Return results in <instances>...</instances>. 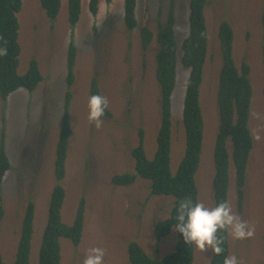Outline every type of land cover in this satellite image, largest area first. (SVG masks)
Masks as SVG:
<instances>
[{"label":"rangeland","instance_id":"374dc122","mask_svg":"<svg viewBox=\"0 0 264 264\" xmlns=\"http://www.w3.org/2000/svg\"><path fill=\"white\" fill-rule=\"evenodd\" d=\"M116 1H100L97 14L92 16L88 0H81L79 20L71 30L67 0H62L59 14L52 21L41 8L40 0H22L17 73L23 75L30 59L35 58L43 81L32 93L19 89L6 103L0 100V148L3 146L10 162V168L0 178V252L8 264L14 262L21 220L29 202L34 206L30 264H38L41 236L56 183L54 162L65 113L71 135L62 181V220L72 223L81 198L85 212L79 244L60 240V264H82L92 247L105 250L104 264H130L126 251L129 241H136L153 259L174 250L178 239L175 231L158 242L153 234L154 223L169 216L172 198L151 196L146 179L138 177L130 185L119 186L111 178L126 172L135 174L131 149L138 143L140 130L144 131L147 157L151 158L156 149L161 98L155 79V45L143 50L139 27L156 24V9L163 10V20L174 8L175 33L180 43L188 32L187 11L182 9V0H140L138 26L128 31L122 21V5ZM258 3L259 0H210L206 10L208 52L200 90L204 130L196 183L198 201L213 207L212 151L219 124L217 83L222 64L217 29L226 17L234 31V61L239 68L248 58L252 89L249 128L255 152H251L246 170L241 209L232 167L229 173L228 203L241 220L254 228L251 238L241 240H234L228 232L229 256L234 254L241 264H264V25L261 27L262 14L247 8H255ZM222 5H226L225 10ZM71 38L82 57L75 63L74 84L68 86L66 46ZM177 66L182 72L176 75L170 106L172 173L185 150L181 112L188 70L181 69L184 67L179 62ZM92 80L97 83L99 94L108 100L106 109L110 116L102 117L100 128L87 119ZM68 91L70 102L66 98ZM211 256L210 248L203 253L194 248L192 264H209Z\"/></svg>","mask_w":264,"mask_h":264},{"label":"trees","instance_id":"16d2710c","mask_svg":"<svg viewBox=\"0 0 264 264\" xmlns=\"http://www.w3.org/2000/svg\"><path fill=\"white\" fill-rule=\"evenodd\" d=\"M109 4L112 0H103ZM100 0H88L87 8L92 16L98 11ZM62 0H40L41 8L46 16L52 21L59 14ZM208 0H188V35L181 43V54L178 56V45L173 28L174 17L168 14L162 22H156L157 29L152 31L148 26L139 27L140 42L143 50L148 49L153 40L158 44L156 54L155 79L160 88L161 111L160 124L156 133V149L151 158H148L144 149V131L138 134V143L131 149L134 159L135 174L122 173L114 175L111 180L114 185H130L136 177L150 181L151 195H163L172 198V208L169 216L157 220L153 225V234L156 242L161 238L174 233L177 223L178 202L185 197L198 201V190L195 176L200 164V156L203 143L204 121L200 104V90L203 83L204 64L207 58V23L204 9ZM137 0H123L122 21L125 29L135 30L138 26ZM249 5H247L248 8ZM22 9V0H0V47L7 48V55L0 57V100L4 104L11 93L23 89L32 93L43 81L42 72L37 59L32 58L23 75H18L20 41L18 15ZM172 10V8H170ZM225 10V9H223ZM157 19L161 16V9H156ZM254 13H262L259 8ZM81 12V0H67V20L72 30L79 20ZM263 15V14H262ZM235 21V20H234ZM264 25V16L261 19V27ZM97 29L95 28V32ZM219 48L222 64L218 74L217 83V107L219 115L218 130L214 141L212 162L214 166L211 193L213 207L222 201L228 202L229 170H234L235 186L240 201L237 203L241 209L243 188L245 189L246 168L253 147V138L249 128V112L251 103V82L249 79L250 67L248 58L243 59L240 67L236 66L233 58L234 31L230 20L225 17L217 29ZM6 41V44H5ZM74 42L68 44L66 67L67 81L74 79V68L78 58ZM264 48V47H263ZM262 67L264 75V51H262ZM188 70L185 82V92L182 101V125L185 132V150L177 166L176 172L170 169L171 154V97L174 90L176 75L182 70ZM75 80V79H74ZM91 95H100L95 81L91 83ZM264 98V85L262 87ZM71 94H67V101ZM104 115L110 116L105 109ZM71 129L68 117L65 113L62 118L59 139L56 148L54 162L55 185L50 199L47 221L41 236V245L38 255V264H60L61 245L60 239H69L75 246L80 242L85 205L81 198L76 207L72 223H64L61 209L65 198V188L62 181L65 178V163L67 159L68 139ZM230 145V146H228ZM10 168V162L3 149L0 148V178ZM241 211V210H240ZM2 212H0L1 215ZM34 206L29 202L21 223L20 236L17 244L15 259L12 264H29L31 240L33 234ZM177 240L174 250L160 259H153L146 254L136 241L127 244V255L130 264H192L194 247L185 244L183 237L177 231ZM218 238L223 243V252L220 255L212 253L209 264H223L229 257L228 231H219ZM0 264H8L3 261L0 252Z\"/></svg>","mask_w":264,"mask_h":264},{"label":"clouds","instance_id":"9594fccd","mask_svg":"<svg viewBox=\"0 0 264 264\" xmlns=\"http://www.w3.org/2000/svg\"><path fill=\"white\" fill-rule=\"evenodd\" d=\"M100 1H103V0H100ZM139 1L140 0H137L138 4H139ZM173 1L174 0H171V2H173ZM209 3H210V0H208V3L204 9L205 19H206V10H207ZM116 4L122 5L123 0H117ZM187 4H188V0H182V9L187 11V28H188V7H187ZM225 7H226V5H222L223 9H225ZM257 8H259V10L262 9L261 14H263L262 15V17H263L264 16V0H259V3L255 8H250L248 6V11H250V10L253 11L254 9H257ZM173 9L174 8H172V10L169 9L168 12H170L169 14H172L174 17L173 28L175 31L176 19L174 16ZM160 17L158 19L156 18V22L158 20L162 19ZM165 19L166 18H164L161 21L163 22ZM254 21H255V19H254ZM148 27H150V29L154 32L157 29L156 24L155 25L151 24V26H148ZM188 31H189V29H188ZM174 34L176 37V33H174ZM187 35H188V32H187ZM187 35H185V37L181 40L180 43H178V40L176 38V42L178 45V51H180V54H181V43L187 37ZM0 39H2V37H0ZM71 40H72V42H74L73 39L71 38L68 41V44ZM89 41L91 42V40H89ZM5 44H6V41H5ZM68 44L66 46L67 47L66 52L68 49ZM152 44L155 45L154 61H155V73H156V54H157L159 47H158V44L156 43V40H153L151 42L150 46ZM178 51H177V53H178ZM6 55H7V48L6 47H0V57L6 56ZM66 77H67V74H66ZM66 84L68 86L69 85L72 86L74 84V79H72L71 83L66 81ZM185 84H186V82H185ZM95 85L98 88L96 82H95ZM90 92H91V86H90ZM184 92H185V90H184ZM14 93H11L10 95H12ZM68 93L71 94L70 91H68L67 94ZM67 94H66V98H67ZM70 101H71V98L68 100V102H70ZM251 106H252V95H251L249 114L251 113V110H252ZM87 107H88L87 119H88L89 123L93 124L96 128H100L103 124L102 117L104 116L105 109L108 107L107 98L103 97L101 95H91L89 97ZM249 119H250V115H249ZM214 141H215V139H214ZM254 147H255V144L253 143V147L251 149V152H255ZM212 154H213V151H212ZM250 155H251V153H250ZM249 158H250V156H249ZM262 159L264 160V157ZM248 164H249V160H248L247 166H248ZM263 167H264V165H263ZM230 169H231V167H230ZM246 170H247V168H246ZM213 173H214V170H213ZM229 173H230V170H229ZM137 178L138 177L135 178L134 182L136 181ZM139 178H141V177H139ZM195 182H196V176H195ZM211 184H212V179H211ZM119 186H121V185H119ZM196 186H197V183H196ZM229 187H230V183H229ZM228 194H229V190H228ZM150 195H151V188H150ZM151 196H153V195H151ZM155 196H159V195H155ZM64 201H65V198H64ZM176 211H177V215H176L175 219H176L177 223L174 227V230L177 231L179 234H181L185 244L192 245L200 253L205 252L209 248L211 249V251L214 255H220L223 252V248L221 247V244L223 243V241L221 238H218V236H217V233L219 231L230 232V234L234 240L251 238L254 235V228L249 227V225L246 221L241 220V218L234 212L232 206L226 201H222L214 207H206L205 204L201 201L194 202L191 198L185 197V198H182L178 202V206H177ZM22 220H23V217H22ZM22 220H21V223H22ZM33 227H34V225H33ZM33 232H34V230H33ZM61 239L69 240L66 238H61ZM31 243H32V240H31ZM40 245H41V241H40ZM39 249H40V247H39ZM38 255H39V250H38ZM104 255H105V250L103 248L92 247V248L87 250V253L85 255V258L83 259L82 264H104ZM29 264H30V256H29ZM223 264H241V262L233 254V255L225 258L223 261Z\"/></svg>","mask_w":264,"mask_h":264},{"label":"bare ground","instance_id":"6f19581e","mask_svg":"<svg viewBox=\"0 0 264 264\" xmlns=\"http://www.w3.org/2000/svg\"><path fill=\"white\" fill-rule=\"evenodd\" d=\"M16 251V250H15ZM15 257V256H14Z\"/></svg>","mask_w":264,"mask_h":264}]
</instances>
